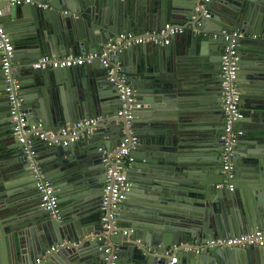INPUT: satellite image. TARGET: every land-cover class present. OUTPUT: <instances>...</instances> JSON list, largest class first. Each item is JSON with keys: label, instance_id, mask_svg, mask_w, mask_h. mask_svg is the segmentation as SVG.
<instances>
[{"label": "water", "instance_id": "water-1", "mask_svg": "<svg viewBox=\"0 0 264 264\" xmlns=\"http://www.w3.org/2000/svg\"><path fill=\"white\" fill-rule=\"evenodd\" d=\"M48 2L47 8L38 6L37 0L22 4L5 0L2 6L7 11L0 21L14 43L13 76L23 75L24 71L28 74L33 69L43 85L39 89L43 95L44 86L56 85L51 106L46 98L38 96L34 100L27 95L22 97L21 108L29 122L41 120L51 130L92 117L102 118L81 129L80 138L67 144L49 145L39 135L31 134L35 154L29 158L24 152L25 144L14 131L0 51V156L4 159L17 156L20 163L17 172L10 165H0V175L5 180L12 175L21 176L27 184L25 192L32 200L38 192L36 175L41 171L54 185L61 209L58 218L34 202L33 216L26 222L30 224V233L21 228L11 230L13 227L9 226L7 231L11 235L0 234V264H34L39 256L46 257V263L42 264H75L85 257L91 264H264V246L208 244L211 239L264 228V153H242L240 144H247L249 138L246 132L233 145L234 178L230 181L233 189L228 187L223 172L221 136L226 121L222 109V54L221 58L220 55L210 58L207 70L212 73L210 79L187 78L182 70L174 71L172 67L186 66L184 56L194 54L193 50L205 53L207 43L215 42L224 49L227 42L224 30L244 32L245 38L239 39L238 48V86L244 116L236 123L240 127L246 118L264 116V0H234V5L212 0L208 4L210 16L199 8L201 0ZM62 10L67 11L61 14ZM170 20L176 22L171 21L173 25L186 20L183 34H175L188 41L185 53L178 51L176 42L167 45L151 40L146 44L133 39L111 52L108 64L96 59L82 66L33 68V63L42 56L99 53L124 31L135 32L137 37L148 31L161 33ZM77 26L84 30L79 31ZM196 32L201 37L203 34L207 43L198 40ZM175 35L167 37L161 33L160 39L173 41ZM247 35L251 36L249 42L243 41ZM244 43H248L247 50L251 52L246 63ZM148 45L153 47L148 48L151 55L146 57ZM172 55L174 58L169 60ZM111 68L119 69L115 79L110 77ZM121 73L134 90L133 102L126 99L128 107L133 105L131 128L126 125V117L118 114L125 102L118 86L117 76ZM205 91H211L213 99H203ZM196 107L203 112L213 109L211 126L204 127V120L195 116ZM175 110L177 114L181 112L179 117L173 116ZM196 130L204 136L202 141L209 158L188 153L191 140L188 133L193 137ZM132 134L138 136V142L130 146L126 155L129 162L125 165L131 190L117 207H111L110 202L104 206L108 156L100 148L112 152L109 156L112 160L121 141ZM257 141L264 145V137ZM198 170L209 174L203 176ZM67 190L76 193L70 194L71 209L65 207ZM10 193H2L0 197ZM3 230L0 228L1 233ZM63 242L66 246L54 252L57 256L47 255L52 245ZM21 246L20 253L17 249ZM13 251L20 253L19 260L12 257Z\"/></svg>", "mask_w": 264, "mask_h": 264}, {"label": "built area", "instance_id": "built-area-1", "mask_svg": "<svg viewBox=\"0 0 264 264\" xmlns=\"http://www.w3.org/2000/svg\"><path fill=\"white\" fill-rule=\"evenodd\" d=\"M12 3H31L34 0H10ZM212 0H201L199 8L203 9L207 16H210L208 11V4ZM42 7H47V4H40ZM198 8V9H199ZM5 13V8L0 7V17ZM165 31V32H163ZM161 33L164 36H172L184 31L181 25H173L168 22L165 25V30ZM161 33L152 32L145 38H151L155 41H161L168 44L170 40L168 38H161ZM226 39V45L222 51L221 58V92H222V109L225 112V128L224 134L221 136L223 140V172L228 182V187L233 189V185L230 181L234 178L233 172V145L239 140L244 130L238 127L236 121L243 118V108L241 105V92L238 86V70H239V56L238 46L239 39L245 36V33L239 30L235 31H223ZM144 36H138L132 31L121 33L117 38L110 40L105 48L101 52H88L82 54H69L61 57L42 56L36 60L34 67L38 69H55V68H68L74 66H82L87 63H91L96 59H100L104 64L109 63V54L117 50L120 45H123L126 41L136 39L134 42L143 43ZM0 51L2 53V68L6 73V92L11 102V114L14 119V131L20 135V140L25 144L24 152L31 158L35 154V150L32 148V140L29 138L31 134H37L49 145L55 144H67L70 141H74L80 138V130L91 125H95L102 118L101 116L92 117L90 119H84L73 125H66L56 130L46 128L43 121L38 120L35 122H29L26 114L21 108L22 100L18 95L20 84L16 82L12 75L11 59L14 53V43L11 40L9 33H7L4 24L0 21ZM119 69L111 68L109 73L111 79H115ZM119 78L118 86L120 88L121 97L125 101L122 109L119 110L120 116H125L128 128L132 127L131 119L133 118V105L127 106L128 102H133V88L130 84H127L124 73L117 76ZM138 142V136L132 134L130 137H125L120 145L118 151L114 155L112 160H109V156H112V152L101 147L100 150L107 154L105 158L107 161L106 169V185L104 188V206L110 202L111 207H117V203L127 198L128 192L131 190L132 184L126 178L125 165L129 162L126 155L130 151V146L136 145ZM109 160V161H108ZM36 188L40 195V204L43 208L48 210L53 216L60 217L59 198L56 194V190L51 181L44 178L41 171L37 172ZM221 186V185H218ZM113 217V213L110 214ZM127 232V230H125ZM211 246H231L247 248L252 245L264 246V228L255 229L250 232L241 233L238 235H231L227 237H220L211 239L208 241ZM182 245H184L182 243ZM66 246V242L57 243L51 246L47 250V255H50L58 251L61 247ZM200 251V249H194ZM169 253V251H167ZM46 257L36 258L35 264L46 263ZM112 264H116L112 262Z\"/></svg>", "mask_w": 264, "mask_h": 264}, {"label": "crops", "instance_id": "crops-1", "mask_svg": "<svg viewBox=\"0 0 264 264\" xmlns=\"http://www.w3.org/2000/svg\"><path fill=\"white\" fill-rule=\"evenodd\" d=\"M37 1H38V6H40V4H47V7L49 6V2H48L49 0H37ZM232 1H234V0H224V2L226 4L234 5ZM187 2L188 1H185L184 3H187ZM3 5H5V0H0V7H2ZM40 7H42V6H40ZM47 7H42V8H47ZM210 7H212L211 4H210ZM116 10L117 9H114L115 12H116ZM183 10L184 9H181V12H183ZM6 11H7V8H5V12ZM65 11H67V10H62L61 14H64ZM118 11H119V9H118ZM146 16H147V19H149V12L148 11H146ZM171 21L173 23H176L173 20H170V23H171ZM185 21H182V22L177 24V25H181L184 28V31L186 30L185 26L187 24ZM76 28L79 31H81L82 29L84 30V28H81L79 26H77ZM17 29L18 28L16 27V30ZM184 31H182L180 33L183 34ZM124 32H127V31H124ZM163 32H165V31H163ZM150 33H152V32L148 31L147 33H145L144 38L147 37V35ZM181 34L175 35L174 37H176V39H173V41L171 39H169L171 42L167 45H171L172 43L176 42V47H178L177 48L178 51L185 53V52H187V51H185V46L187 47L189 45H187L188 41H186V38L183 37ZM185 34H186V32H185ZM196 34L198 35V37H197L198 40H201L202 42H206V40L203 38V34H202V37H201V33L196 32ZM244 38L245 37H243L242 39H244ZM248 38L250 39L251 36L247 35V38L243 41L249 42L250 40H247ZM151 40L155 41L151 38H148V39L145 38L144 43L150 44ZM161 43H163V42H161ZM153 45H148L145 47V49L147 50L148 48L153 47ZM206 46L207 47H206L205 53H201V52L198 53L197 49H196V50H193L194 54L184 56L185 58H184L183 62L186 64V66H184V65L183 66H177V64H176V66H172L174 71H175V69H177L179 71L182 70V72L184 73V75L187 78L191 77L193 79H198L197 81H199L201 79H208V78L210 79V77L212 76V73L207 72L209 65H210V58L214 57V56L218 57L219 55L220 56L218 58H221V54H222L223 49H221L220 47L218 48V44L215 42L212 44L209 43V45L207 43ZM239 46H241V45H239ZM239 46H238V48H239ZM242 46H244L246 48L244 51L245 52L244 57H246L244 59V62L246 63L247 61H250V59L247 57L249 54H251V52L249 50H247L248 43H244ZM220 51H221V53H219ZM81 53H83V52H81ZM21 55L24 56V58H25V54H21ZM145 55H146V57H149L151 55V50L148 49ZM174 56L175 55H172L168 59L170 60V59L174 58ZM52 57H56V56H52ZM141 58H142V56L140 57V59ZM137 62H138V58H137ZM20 63L21 62H18L19 65H21ZM34 63H33V68L35 69ZM136 65H138V63ZM128 66H130V64H128ZM13 70H15V68ZM42 70H46V69H42ZM49 70H53V69H49ZM26 72L27 71H24L23 75L21 73L20 76H17V77L13 76L14 79L16 80V82L21 85L18 92H17L18 95H20L21 100L23 101L22 97L27 96V95L34 98V100H36V98L39 96L40 98H44V99L46 98L47 102H49V106H51L50 100L52 98L54 99V88L53 87L56 85L54 84L53 87L44 86V91H45L46 95L45 94L43 95V90L42 91L39 90L40 88L43 87V85H41V83H39V80L37 79L39 75H37V74L35 75L33 73V69H30L28 71V74H25ZM128 76L129 75H127V77ZM131 77H129V78H131ZM133 77H135V76H133ZM46 78H48V76ZM238 78H239V76H238ZM133 83H135V82H133ZM136 83H141V82L136 81ZM133 94H134V90H133ZM35 95H37V96H35ZM49 96H51V98ZM201 97L203 99H207V100L213 99L211 91H208L207 93L205 91V93L202 94ZM79 98L80 97H78V99ZM194 104H195V102H194ZM211 107H213V106H208V108H211ZM176 110H180V109L176 108ZM176 110H175V113L173 112V116L179 117L181 112L178 111V114H177ZM212 110L213 109H207L205 112H203V111H201L200 107H196L193 109V111H195V113H194L195 116L196 117L200 116L202 118V120H204V122L206 124L204 127L211 126L212 123L214 122V115L212 113ZM143 112H149V111L144 110ZM156 116H158V115H156ZM145 118L146 117H144V119ZM195 125L198 128H202V126L198 125L196 122H195ZM239 126L241 128H243L244 132H246L248 134V137H249L247 139V141H248L247 144H240V149H241L242 153L251 154V155L263 154L264 153V145H263V143L257 141V138L259 140H261V137H264V116L260 115L258 118L257 117L246 118V120L242 121L239 124ZM195 132L196 133L194 134L193 137H192V133H190V131L188 133L189 138H191L190 146L188 148L189 155L193 156V157H201L203 159L207 158V157L209 158L208 149L206 146H204L206 144H204V142H203L204 140L202 141V138H204V136L198 135V130H196ZM102 137L104 138V136H102ZM188 153H186V154H188ZM0 165H10L12 170L17 172L19 170L18 166L20 165V163H19L17 156H13L9 159H4V157L0 156ZM197 173L203 174V176H204V175L209 174V171L198 170ZM197 178L199 179L200 176ZM5 183H9V185H6ZM194 183H197V182H194ZM26 186H27L26 182L19 175H12L10 179H6V180H5V176L3 174L0 175V194L5 193V192H11L10 194L2 195L0 197V203L2 204L0 206V228H4L2 233L0 231V234H3L5 236L11 235L12 233H10V231H7V228L9 226L13 227V228H11V230H15V229L20 230V228H21L24 232L30 233V232H28V230L30 228L29 227L30 224H27L26 222L28 221V219L31 216H33V204L35 202V205L39 208H42V206L40 204V201H37V199H39V194H38L37 190H36L37 193H34V197L31 200L30 195L27 192H25ZM33 191H35V189H33ZM70 194L74 195L76 193L75 192L70 193L68 190L66 191L65 197L67 198V201H66L65 207H67L68 209L72 208V206H71L72 203L69 200V198L71 197ZM29 221H30V219H29ZM24 224H26L27 227H25ZM9 240H11V238ZM25 244H27V242ZM30 245L31 244H29V246ZM22 248H23V246H21L17 250L20 251V253H21V252H23V250L21 251ZM25 249L27 252H30L28 247H26ZM17 252L13 251L11 253L12 257L15 258V260H19L18 258L20 255H18V254H20V253H17ZM50 256H52V257L57 256V253H52V254H50ZM39 257H41V256H39ZM52 257H50V258H52ZM35 261H36V258H35ZM52 261H53V258H52ZM34 264H35V262H34ZM53 264H57V263L53 262ZM75 264H91V263H89L87 258L85 257V258H82L81 260H77L75 262Z\"/></svg>", "mask_w": 264, "mask_h": 264}, {"label": "clouds", "instance_id": "clouds-1", "mask_svg": "<svg viewBox=\"0 0 264 264\" xmlns=\"http://www.w3.org/2000/svg\"><path fill=\"white\" fill-rule=\"evenodd\" d=\"M135 33V32H134ZM119 114V113H118ZM120 116V115H119ZM243 129V128H242ZM234 153H235V151H234Z\"/></svg>", "mask_w": 264, "mask_h": 264}, {"label": "flooded vegetation", "instance_id": "flooded-vegetation-1", "mask_svg": "<svg viewBox=\"0 0 264 264\" xmlns=\"http://www.w3.org/2000/svg\"><path fill=\"white\" fill-rule=\"evenodd\" d=\"M38 194H39V192H38ZM40 196V195H39Z\"/></svg>", "mask_w": 264, "mask_h": 264}]
</instances>
